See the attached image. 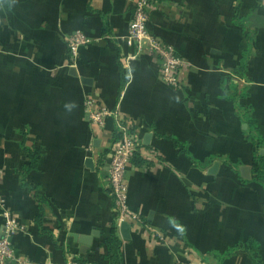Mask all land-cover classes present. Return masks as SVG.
Returning a JSON list of instances; mask_svg holds the SVG:
<instances>
[{
    "label": "crops",
    "instance_id": "obj_1",
    "mask_svg": "<svg viewBox=\"0 0 264 264\" xmlns=\"http://www.w3.org/2000/svg\"><path fill=\"white\" fill-rule=\"evenodd\" d=\"M133 1L0 0V199L26 228L14 253L110 264L116 129L110 117L98 136L90 97L138 138L128 206L164 239L134 225L123 239L116 224L121 264H264V189L246 140L247 118L264 138V0L153 1L149 33L189 65L179 90L145 48L124 42ZM76 32L92 43L70 67ZM26 150L37 165L22 176Z\"/></svg>",
    "mask_w": 264,
    "mask_h": 264
},
{
    "label": "built area",
    "instance_id": "obj_2",
    "mask_svg": "<svg viewBox=\"0 0 264 264\" xmlns=\"http://www.w3.org/2000/svg\"><path fill=\"white\" fill-rule=\"evenodd\" d=\"M154 0H134L132 5V17L127 27V33L123 37L129 46H135L138 50L145 48L148 53L159 62L160 76L162 82L176 90L181 89L183 81L181 72L189 68L185 58L176 54L175 50L163 44L152 36L148 31L149 10ZM92 43L91 39L81 32L69 36L67 46L70 54V67H75L78 61L79 50ZM88 118L92 128L98 136L105 131L106 120L114 119L115 128L119 135L108 152V164L106 169V183L111 190L114 202V215L116 224L122 223L134 225L146 232L154 239L163 242V237L158 231L149 229L147 224L138 214L130 210L128 206V172L132 159L139 154L141 147L135 133L130 131L126 123L119 117L117 111H111L96 103L90 97L85 101ZM2 229L0 233V264H51L45 262H32L27 258L15 255L12 248V238L24 234L26 228L19 223L14 214L6 206L5 201L0 199ZM65 264H75L67 261Z\"/></svg>",
    "mask_w": 264,
    "mask_h": 264
},
{
    "label": "trees",
    "instance_id": "obj_3",
    "mask_svg": "<svg viewBox=\"0 0 264 264\" xmlns=\"http://www.w3.org/2000/svg\"><path fill=\"white\" fill-rule=\"evenodd\" d=\"M246 37L248 36L246 35ZM246 63L247 61L245 58V61L242 62L239 68L241 70L238 71L235 70L234 73L242 74L246 68ZM123 83L125 84L124 79H123ZM249 112H250L249 110H244L243 112L241 111V113H244L245 116H248ZM246 121L248 124V130L246 131V140L251 144L252 153H253L252 164H251L252 180L258 183L259 185H261L264 189V154L261 153V150L264 147V138L260 135L259 127L256 125L255 122L252 121V119L247 118ZM118 138L119 135L117 134L116 131V134L114 135V137H112V141L114 142L118 140ZM26 153L28 155L30 163L26 166L24 171L21 172L22 176H25L30 171L35 170L37 165L38 153L36 151H30V150H26ZM138 155L139 154H136L133 160V163L135 165L140 164L139 160L137 159ZM114 221L115 223L112 224L110 228V235L104 241V245L107 251V259L110 261V264H121V241L118 237L116 220Z\"/></svg>",
    "mask_w": 264,
    "mask_h": 264
},
{
    "label": "water",
    "instance_id": "obj_4",
    "mask_svg": "<svg viewBox=\"0 0 264 264\" xmlns=\"http://www.w3.org/2000/svg\"><path fill=\"white\" fill-rule=\"evenodd\" d=\"M75 70L72 68L71 69V73L72 74H75ZM215 168H216V165H214V168H213V171L215 170ZM129 230H130V225L129 224H127V223H122L121 225H120V232H121V235H122V238L123 239H128L129 238ZM88 241H89V239H88ZM85 243V242H84ZM87 243H89V242H87Z\"/></svg>",
    "mask_w": 264,
    "mask_h": 264
}]
</instances>
